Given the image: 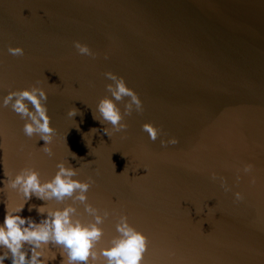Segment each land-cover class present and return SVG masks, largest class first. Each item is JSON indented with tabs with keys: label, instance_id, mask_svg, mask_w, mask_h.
Masks as SVG:
<instances>
[{
	"label": "water",
	"instance_id": "obj_1",
	"mask_svg": "<svg viewBox=\"0 0 264 264\" xmlns=\"http://www.w3.org/2000/svg\"><path fill=\"white\" fill-rule=\"evenodd\" d=\"M75 41L98 55H80ZM108 71L144 104L111 138L103 131L111 125L93 118L111 96ZM34 84L48 92L57 129L51 157L3 106L9 91ZM73 106L82 114L69 117ZM145 123L161 137L153 142ZM172 137L179 142L161 145ZM60 161L79 169L76 179L92 177L89 202L112 213L101 247L126 214L150 238L145 264H264V0H0V224L6 203L24 202L5 173L34 166L47 180ZM246 163L254 171L237 183ZM44 203L33 196L21 215L39 222L28 208Z\"/></svg>",
	"mask_w": 264,
	"mask_h": 264
},
{
	"label": "clouds",
	"instance_id": "obj_2",
	"mask_svg": "<svg viewBox=\"0 0 264 264\" xmlns=\"http://www.w3.org/2000/svg\"><path fill=\"white\" fill-rule=\"evenodd\" d=\"M74 47L80 55L93 58L98 55L89 45L80 41H75ZM24 52L23 47H8V53L12 56H23ZM104 75L112 81L106 85L111 96H105L97 105L101 118L98 119L94 113L93 118L102 125H111L103 128L104 133L111 138L115 133L126 132L129 127L126 117L131 116L134 111L143 113L144 104L124 77L111 71ZM126 97L130 99L122 111L118 102L124 101ZM48 98V92L34 84L30 88L9 91L3 98V106H11L26 121L23 126L24 135L29 138L39 136V140L45 142L43 151L51 157L54 155L51 145L57 129L53 127L52 117L49 115ZM78 114L82 113L74 106L67 113L72 118ZM143 130L153 142L162 134V128L153 123H145ZM178 142V138L172 137L162 139L161 145ZM72 154L73 159L78 158L75 153ZM69 165L68 162L60 161L56 165L58 170L55 175L47 180L42 178L34 166H26L15 175L5 173V186L15 190L24 202L15 207L6 203V215L0 224V264H49L57 259V254L62 257L60 264H145L150 238L135 227L126 214L118 217L115 226L117 235L101 247L105 236L103 225L112 213L107 209L102 212L89 202L88 192L95 183L94 179H76L79 169ZM254 167L252 163H246L242 168L237 167L236 182L239 183L243 178L241 173H253ZM211 176L213 180H220L221 187L226 192L232 190L226 178L218 177L216 172H212ZM251 182L256 183L255 176H252ZM33 196L45 202L39 206L32 204L28 208L29 212L34 209L38 212L41 216L39 222L31 216L21 215ZM234 196L236 201L245 199L244 193L240 191L235 192ZM51 201L64 206L49 207ZM66 201L71 203H65ZM78 205L84 206V212L92 217L90 221L86 222L82 218Z\"/></svg>",
	"mask_w": 264,
	"mask_h": 264
}]
</instances>
